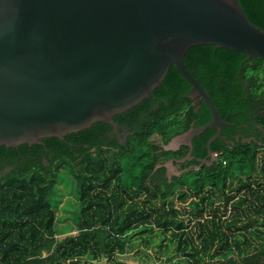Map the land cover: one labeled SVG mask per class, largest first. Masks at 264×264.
Here are the masks:
<instances>
[{
    "label": "trees",
    "instance_id": "obj_1",
    "mask_svg": "<svg viewBox=\"0 0 264 264\" xmlns=\"http://www.w3.org/2000/svg\"><path fill=\"white\" fill-rule=\"evenodd\" d=\"M238 1L248 20L264 31V0ZM245 57L194 46L184 64L220 107L229 100V85L222 86L220 77L230 84ZM241 72L245 79L264 81V61L254 57ZM188 88L170 66L151 97L112 118L116 133L97 122L63 139L0 146V168L1 163L10 168L0 183V264L109 259L124 251L133 230L151 225L160 234L171 233L185 258L178 264H264V156L256 146L225 151L217 165L204 168L202 178L170 183L152 178L160 160L152 139L165 143L186 127L188 119L180 113L189 108L183 99ZM57 183L78 200L76 236L56 237Z\"/></svg>",
    "mask_w": 264,
    "mask_h": 264
},
{
    "label": "water",
    "instance_id": "obj_2",
    "mask_svg": "<svg viewBox=\"0 0 264 264\" xmlns=\"http://www.w3.org/2000/svg\"><path fill=\"white\" fill-rule=\"evenodd\" d=\"M206 45L264 61V31L238 0H0V146L97 122L116 131L112 118L151 97L170 66L212 116L165 149L188 145L221 121L184 64L189 48Z\"/></svg>",
    "mask_w": 264,
    "mask_h": 264
},
{
    "label": "flooded vegetation",
    "instance_id": "obj_3",
    "mask_svg": "<svg viewBox=\"0 0 264 264\" xmlns=\"http://www.w3.org/2000/svg\"><path fill=\"white\" fill-rule=\"evenodd\" d=\"M251 60L252 58L247 60L246 57L243 59L240 63V70L231 78L230 84H226L220 77L222 86L229 85V100L225 102L224 106L219 107L215 104L221 118L218 124L219 128L216 126L207 128L194 136L188 145H180L175 150H167L165 146L172 137L187 132L189 129L199 128L212 118L204 101L199 95H192L191 86L187 83L189 88L183 94V99L187 101L191 112L187 107L180 115L182 119H188V124L178 134L170 136L165 143L158 137H155L154 141L152 140L155 152L160 156V160L153 167L152 178L155 179V182L157 179L164 178L170 183L192 173L195 177L202 178L204 168L217 165L222 160L225 151L243 146H256V150L261 155L259 156H264V81L255 77L251 80L245 79L241 72L244 63L248 62L251 65ZM202 89L204 90L203 87ZM205 93L209 97L206 91ZM127 130V128H123L122 136L124 138L127 135ZM113 132L116 133L117 129ZM215 135L217 137L208 144L209 139ZM1 166L0 180L10 169L5 163H1ZM152 178L149 181L151 187L154 185ZM2 182L3 180L0 183ZM183 190L187 192V186H183ZM178 191L176 189L175 192ZM262 259L264 261V256Z\"/></svg>",
    "mask_w": 264,
    "mask_h": 264
},
{
    "label": "rangeland",
    "instance_id": "obj_4",
    "mask_svg": "<svg viewBox=\"0 0 264 264\" xmlns=\"http://www.w3.org/2000/svg\"><path fill=\"white\" fill-rule=\"evenodd\" d=\"M153 141L155 140L152 139ZM194 174L185 175L182 180L188 181ZM57 206L54 208L55 224L60 233L57 239L65 236H76L78 229L75 227V217H77L78 200L73 196L68 186L57 183ZM175 197V195L173 196ZM153 218V215L150 219ZM59 232V231H58ZM157 227L151 225L144 230H133L131 238L122 253H115L111 258H81L79 264H178L184 261V255L178 251V246L171 239V233L160 234ZM171 240V241H170Z\"/></svg>",
    "mask_w": 264,
    "mask_h": 264
}]
</instances>
